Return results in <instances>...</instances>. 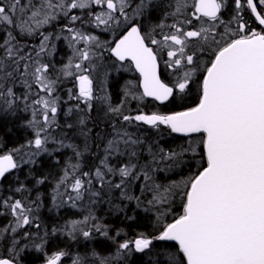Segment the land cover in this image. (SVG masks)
<instances>
[{
	"label": "snow or ice",
	"instance_id": "snow-or-ice-1",
	"mask_svg": "<svg viewBox=\"0 0 264 264\" xmlns=\"http://www.w3.org/2000/svg\"><path fill=\"white\" fill-rule=\"evenodd\" d=\"M226 7L234 13L227 22ZM246 14L261 31L250 26ZM94 29L111 39L101 40ZM53 41L66 42L72 52L59 68L52 59ZM125 62L139 73V84L127 82L124 99L114 105L108 77L128 70ZM161 63L170 70L169 82L161 79ZM64 81L72 82L66 98L60 95ZM194 90V106L186 107L183 102ZM128 98L138 103L151 98L183 110L126 114ZM94 111L104 119L94 118ZM18 112L29 114L24 126L32 137L0 154V182L22 164L38 165L35 157L70 149L72 158L51 200L58 209L77 208L87 199L88 214L51 235L60 231L75 240L78 233L90 240L95 232L117 244L115 256L93 250L91 262L77 254L71 264H114L133 251L150 253L151 264H264V0H0V124ZM101 123L110 131L97 132ZM133 125L147 129L137 134L129 130ZM161 126L169 134L198 138L178 150L165 148L148 135ZM69 133L83 137L82 146ZM4 143L0 135V147ZM93 145L102 155L93 154L84 170ZM25 148L31 153H22ZM184 167L197 170L179 180L158 179L180 175L177 170ZM29 173L32 188L25 182L15 188L27 195L0 197V208L12 217L0 225V264H23L29 247L44 253L49 243V233L39 235L33 215L42 203L38 186L48 178L33 169ZM137 182L150 198L132 194ZM115 190L127 201L108 200L116 214L135 221L137 211L152 213L154 233L117 240L124 229L100 221L90 207ZM169 216L174 218L167 222ZM32 227L37 232L29 231ZM68 256L57 251L45 264H61Z\"/></svg>",
	"mask_w": 264,
	"mask_h": 264
},
{
	"label": "trees",
	"instance_id": "trees-1",
	"mask_svg": "<svg viewBox=\"0 0 264 264\" xmlns=\"http://www.w3.org/2000/svg\"><path fill=\"white\" fill-rule=\"evenodd\" d=\"M59 31V29H57ZM103 40L104 37L100 36ZM56 44V51L52 57L55 65L63 64L67 62V58L71 57L72 52L71 49L67 46L66 42L62 41H53ZM114 59V58H112ZM105 62H109L110 65L112 60L108 59V54H105ZM59 68V67H58ZM112 78L108 80V92L111 94L112 103L114 105H119L121 100L124 99L123 96V87L124 85L132 81L136 82V75L132 72V70H126V81H122V77L120 78L115 76L118 74L117 71H112ZM170 81L172 77L170 76V71L167 76ZM123 82L124 85L121 83ZM66 83V87L72 86L70 81H64L63 85ZM138 85V84H137ZM99 89V88H98ZM75 90V89H74ZM19 92V89H18ZM99 94V93H98ZM64 96V95H63ZM196 99L195 90L193 91L192 96L188 97L186 101H184V105L194 106ZM73 103V102H69ZM123 110L126 114H135L136 112L143 110L144 112L151 113L153 111L160 112H171V111H179L183 110L181 107H173L172 105H161L158 102H155L151 99H145L143 103H138L136 100H132L128 98L125 103ZM92 116L94 118L103 120L104 114L100 113L99 116L97 112H93ZM30 119V116L27 112H18L15 117H11L0 124V135H3L5 138V143L2 147H0V153H5L11 151L16 148H20L22 145H25L26 142L31 139L32 133L31 130L26 128L24 125L26 121ZM63 115H61L60 120L63 122ZM91 126V124L89 125ZM5 128H10L11 132H5ZM147 129V126H140L139 129L135 125L129 128L130 131L137 132V134L144 132ZM97 132L103 133L104 131H110V129L104 128V123L100 124V127L96 129ZM73 138V142L77 144H81L83 137H80L78 133H69ZM148 135L152 139H159V143L165 148H172L178 150L180 146H187L190 139H196L198 137H184L176 134H169L168 130L161 126V131L159 133L154 132L153 130H148ZM90 144L93 142L90 140ZM95 143L99 144L101 141L97 137ZM51 149L52 146L49 145ZM31 149H23V152L31 153ZM102 155L101 148H97L93 145L92 153L88 154L85 157L86 166L84 170H88V165L92 163L95 159V155ZM20 156L17 153V159L19 162ZM59 157V163H56L55 157ZM27 157V156H26ZM25 157V158H26ZM72 158V152L70 149H63L60 152H53L52 156L47 154H43L39 157H35L38 160V165H27L23 164L20 170H16L14 173H11L4 180L2 186L4 188L6 186L11 185V190L6 188V192L2 195L3 197H14L16 199L21 198L22 196L27 195V193H16L15 188L18 186L20 182H25L28 184L31 189L33 186V180L29 173V169H33L36 176L43 174L47 176V181L44 185H40L39 191L41 193L42 203L38 210H35L33 215L37 218L36 223L40 224L39 235L44 236L45 232L49 233V243L45 245L44 253H38L31 247H29L23 255V264H41L46 260L47 256H50L57 251L65 250L68 251L71 255L73 253H77L79 256L84 257L87 256L89 261L92 260L91 253L93 250L100 253L103 256H109L115 253L117 244L113 243L111 240H107L104 237H101L98 233H93V239L85 240L79 234L76 239H71L67 234H63L60 231H57L55 236H52L53 229H62L64 226L71 220H81L88 210L86 207L85 213L80 210H74L70 208L69 205H62L60 208H56L51 200V194L53 192V187L57 182L58 177L60 176L64 164L66 161ZM196 167H184L182 170H177L180 172V175H175L173 173L162 174L159 175L158 179L166 183L168 178L179 180L183 177H187L196 171ZM28 177L25 180V177ZM18 178V179H17ZM140 182H137V187L132 189V194L140 196L141 199L150 198L151 193L145 191L141 192L139 188ZM1 189V188H0ZM30 199H36V192L33 191L31 193ZM111 199L114 204H126L127 201H121L119 199V190L113 191L110 195L104 196L103 201L100 203L90 206L94 214L99 217L100 221L107 222L114 230L118 228H123L125 235L121 237H117V240H123L126 238L134 239L139 233H154L156 228L155 216L152 213H145L142 211H137L136 220L128 221L124 219V213L116 214V210L112 204L108 203V200ZM87 200V199H85ZM179 202V201H178ZM88 206V204L86 205ZM135 206V202L128 204V212L131 214V209ZM175 211L178 213L180 211L178 204L175 206ZM0 212H3L4 215L0 216V225L7 224L8 221L12 220L11 215L7 212L6 209L0 208ZM173 216H169L167 222H170L173 219ZM29 231L35 233L37 229L32 227ZM114 234V232L112 233ZM114 264H151V254L150 253H130L125 259L122 261L114 262Z\"/></svg>",
	"mask_w": 264,
	"mask_h": 264
},
{
	"label": "flooded vegetation",
	"instance_id": "flooded-vegetation-1",
	"mask_svg": "<svg viewBox=\"0 0 264 264\" xmlns=\"http://www.w3.org/2000/svg\"><path fill=\"white\" fill-rule=\"evenodd\" d=\"M189 3L191 4L192 3V0H189ZM229 3H231V0H229ZM234 7V6H233ZM234 13L228 9L227 7L223 10V19L225 22H227L231 16L233 15ZM159 15V13H158ZM245 19H248L249 20V24L252 28H254L255 30L257 31H261V26H259L255 21H254V17L253 18H250L247 14L245 15ZM155 22V18H154V21ZM94 33H96L97 35L99 36H103L104 37V40L106 39H111V34L110 33H101L100 30L98 29H94L92 30ZM166 59V56L164 57ZM126 65H129V69L132 70V72L136 75V82L137 84H139V80H140V75L139 73L135 70L134 66H130V62H125ZM169 69H166L165 66L163 65V63H161V78L165 81V82H169L167 76H168V73H169ZM112 74H114L113 72H111V75L108 77V80H110L112 78ZM126 70H124L123 68H121L120 71H118V74H115V76L117 77H122V81H126ZM123 82L121 83L122 85Z\"/></svg>",
	"mask_w": 264,
	"mask_h": 264
},
{
	"label": "rangeland",
	"instance_id": "rangeland-1",
	"mask_svg": "<svg viewBox=\"0 0 264 264\" xmlns=\"http://www.w3.org/2000/svg\"><path fill=\"white\" fill-rule=\"evenodd\" d=\"M96 34V33H95ZM101 38V37H100ZM101 40H103L102 38H101ZM70 57H68L67 58V60L69 59ZM66 60V61H67ZM107 63V62H106ZM109 63V62H108ZM107 63V64H108ZM62 64H59V65H56V67L58 68V67H60ZM128 70H130L129 68H128ZM71 82V81H70ZM72 83V82H71ZM97 86V88H99L100 87V85L99 84H97L96 85ZM69 87H71V85L69 86ZM67 88L68 87H66V83L63 85L62 84V87H61V92H60V95H64V97L66 98V90H67ZM145 113H147V112H145ZM6 153V152H5ZM0 154H3V153H0ZM19 155H22V153H18ZM26 156H24V159H27V157L25 158ZM19 162H21L20 161V159H19ZM23 165V164H22ZM6 188L8 189V190H11L12 188H11V185H9V186H6L5 188H4V186H1V189H0V197H3L2 195L6 192ZM62 191H63V189H62ZM78 203V207L77 208H73L74 210L76 209V210H80V211H82L83 213H85V211H86V205L88 204V201L87 200H85V201H83V202H77ZM69 207L70 208H72L71 206H70V204H69ZM85 215H87V213L85 214ZM84 215V216H85ZM77 235H78V233H77ZM92 239H93V237H92ZM116 252V251H115ZM53 255V254H52ZM77 255V253H73L72 255L70 254V256H68V257H64V258H62V261H61V264H71V259L72 258H74L75 256ZM51 256V255H50ZM111 256H115V253H113ZM48 257V256H47ZM47 257H46V259H47ZM115 262H118V261H115Z\"/></svg>",
	"mask_w": 264,
	"mask_h": 264
},
{
	"label": "water",
	"instance_id": "water-1",
	"mask_svg": "<svg viewBox=\"0 0 264 264\" xmlns=\"http://www.w3.org/2000/svg\"><path fill=\"white\" fill-rule=\"evenodd\" d=\"M178 135H180V134H178ZM181 136H182V135H181ZM7 175H8V174H7ZM1 183H2V182H0V185H1ZM42 264H45V262H44V263H42Z\"/></svg>",
	"mask_w": 264,
	"mask_h": 264
}]
</instances>
